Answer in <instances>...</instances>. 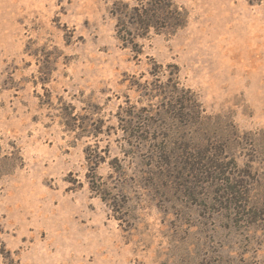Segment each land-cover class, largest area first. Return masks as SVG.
<instances>
[{
    "label": "rangeland",
    "instance_id": "rangeland-1",
    "mask_svg": "<svg viewBox=\"0 0 264 264\" xmlns=\"http://www.w3.org/2000/svg\"><path fill=\"white\" fill-rule=\"evenodd\" d=\"M172 1L0 0V264H264V0Z\"/></svg>",
    "mask_w": 264,
    "mask_h": 264
},
{
    "label": "trees",
    "instance_id": "trees-1",
    "mask_svg": "<svg viewBox=\"0 0 264 264\" xmlns=\"http://www.w3.org/2000/svg\"><path fill=\"white\" fill-rule=\"evenodd\" d=\"M111 13L116 20V38L123 46L132 49L137 45V38L147 37L150 31L158 33L168 27H180L186 18L184 10L172 0H132L131 5L117 3L113 5ZM173 84L174 89H177V81ZM146 91L147 87H144L143 93L151 96ZM96 163L93 162V166ZM22 166L23 159L18 149L8 154H0V177L9 176Z\"/></svg>",
    "mask_w": 264,
    "mask_h": 264
}]
</instances>
